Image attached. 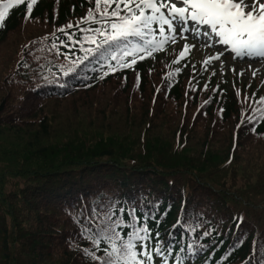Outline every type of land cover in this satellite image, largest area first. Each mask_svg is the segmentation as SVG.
<instances>
[{
  "label": "trees",
  "instance_id": "trees-1",
  "mask_svg": "<svg viewBox=\"0 0 264 264\" xmlns=\"http://www.w3.org/2000/svg\"><path fill=\"white\" fill-rule=\"evenodd\" d=\"M91 1L25 3L0 27V264H101L106 214L164 244L152 264H264V119L187 62L123 70L139 37L86 53Z\"/></svg>",
  "mask_w": 264,
  "mask_h": 264
},
{
  "label": "snow or ice",
  "instance_id": "snow-or-ice-1",
  "mask_svg": "<svg viewBox=\"0 0 264 264\" xmlns=\"http://www.w3.org/2000/svg\"><path fill=\"white\" fill-rule=\"evenodd\" d=\"M25 3L27 4V16L30 17L37 0H0V27L4 26L9 9ZM113 4L115 7H112ZM189 22L197 27L189 29ZM80 23L101 25L96 28L80 29L82 32L92 33V35L85 36L84 40L96 45L95 49H83L86 53L99 51L105 44L126 41L128 37L135 36L140 37L146 47H138L134 51L151 56L154 52L162 50L165 44L176 41L177 27L180 29L181 36L190 30L199 37L201 32L198 26H207L211 33L219 38V43L230 46L236 57L259 56L264 58V0H94V8L89 9L87 16L76 25L77 28ZM72 27V24L67 25V28ZM59 31L63 36H67L68 41H73L74 33L70 34L64 29H59ZM155 33L159 34V39H156ZM203 35L207 36L209 33L204 32ZM97 36L103 37L99 43H97ZM149 36L151 38L145 39ZM56 39L60 40L65 47L68 46L60 37ZM75 42L80 43L78 40ZM53 47H56L55 43ZM81 47L83 48L82 43ZM194 47L195 45L185 44L178 59L173 63H179ZM132 54L127 51L122 53V55ZM86 58L87 55L84 59ZM139 58L145 59V55ZM219 59L220 55L209 56L204 64L207 66L213 60ZM134 64H136V59H132L131 63L122 62L120 67L131 68ZM176 71L178 72L179 69ZM174 75L175 73H169L168 78L171 79ZM255 75L256 72L253 71V76ZM250 99L246 96L245 102ZM257 102L264 104V97L259 98ZM255 111L260 114L261 119H264V109ZM252 119L248 117L249 121ZM130 215L135 220L134 209ZM125 227L133 229L126 234V238L121 236L120 231H117ZM156 235L158 236L159 233ZM151 239L147 227L137 228L134 223L125 224L123 220L113 221L111 215L106 214L97 229L93 243L99 249L101 241H104L108 243L111 250L102 249L104 256L101 257L95 256L94 253L87 254L93 260H99L101 264H152L153 254L164 257L165 252L169 250L162 243L152 247L148 243ZM164 264H167L166 260Z\"/></svg>",
  "mask_w": 264,
  "mask_h": 264
},
{
  "label": "rangeland",
  "instance_id": "rangeland-1",
  "mask_svg": "<svg viewBox=\"0 0 264 264\" xmlns=\"http://www.w3.org/2000/svg\"><path fill=\"white\" fill-rule=\"evenodd\" d=\"M190 26H195L192 22H189L188 27ZM179 29V27H177ZM205 30H210V28H208L207 26H205L204 28ZM190 34H193L192 31H188ZM189 34L186 32H184L183 34V38L184 40L187 38ZM215 35V34H214ZM189 38V41L185 42V44L188 45H195L194 48H192V54L194 56V60L195 63L198 64V69H205V72L203 73V75L206 78H209L211 76H213L214 74L216 75V78L219 80H224L225 78H227V80L229 82H231V79L234 77V73L236 74V76H238V80L239 81H245L246 82H250V80L254 77L255 80L254 84L256 83L257 86H260L264 89V83L262 84V82L264 81V65H257L254 63L253 60L250 59H244V58H237L236 60H231V55L234 53L232 52L230 46H226L223 45L221 43H219V38L216 36H208V39L211 41H214L213 44H217L219 46V44H221L223 46V50H227L226 52H224V55H220V59L219 60H213L212 63L210 65L205 66L204 61L207 57L209 56H214V55H219L214 49V47L212 46H207L208 43H204V44H197L194 39ZM183 40V41H184ZM175 45V43H174ZM185 46V45H184ZM139 47H146V45H140ZM138 48V47H137ZM184 49V47H183ZM135 52V51H134ZM138 54H140L141 52H136ZM142 55H145V57H147L146 53L142 52ZM194 61L191 60L190 61V65H193ZM193 67H195L193 65ZM235 69V71H233L234 73L230 72L231 70ZM253 71L256 72V75L253 76ZM237 78V77H236ZM264 92V91H263Z\"/></svg>",
  "mask_w": 264,
  "mask_h": 264
}]
</instances>
